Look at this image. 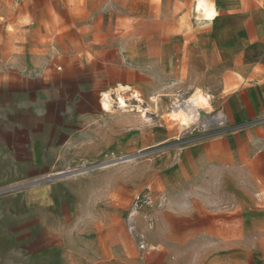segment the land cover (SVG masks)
<instances>
[{
    "label": "crops",
    "instance_id": "0c3cea01",
    "mask_svg": "<svg viewBox=\"0 0 264 264\" xmlns=\"http://www.w3.org/2000/svg\"><path fill=\"white\" fill-rule=\"evenodd\" d=\"M171 70L226 122L144 188L140 250L132 155L164 132L116 99ZM0 264H264V0H0Z\"/></svg>",
    "mask_w": 264,
    "mask_h": 264
},
{
    "label": "rangeland",
    "instance_id": "374dc122",
    "mask_svg": "<svg viewBox=\"0 0 264 264\" xmlns=\"http://www.w3.org/2000/svg\"><path fill=\"white\" fill-rule=\"evenodd\" d=\"M171 80L172 70L166 78L164 88L159 90L158 94L153 92V90L156 89V84L152 83L150 85V90L153 94L150 95L149 99L140 102L141 95L134 92L132 96L133 99L129 102L125 101L127 107L124 108V110H131L134 113L142 114L143 119L147 120L150 137L154 136L158 130L164 132L163 140L159 143L153 144L147 149L139 151L134 150L133 152L132 162L134 178L136 176H141L143 181H145L146 177H148V184L142 186H140V181H134V183L140 185L134 192L133 198L142 194L141 191L144 193V188L150 185L149 181L159 173L158 170L164 171L172 164L173 154L178 150L180 144L216 130L224 126L226 122L224 115L219 111L220 100L216 98L209 100L210 97L207 96L208 99L206 102L201 104L198 109V120H189V124L182 128V126H180V119L183 117V113L179 112L180 115H178L177 119H175L174 114L179 110L180 103H185L192 98L194 91H192L189 86L173 84L170 82ZM196 93L206 95L203 92ZM149 190H151V187H149ZM163 199L165 200V198Z\"/></svg>",
    "mask_w": 264,
    "mask_h": 264
},
{
    "label": "built area",
    "instance_id": "2783aa9c",
    "mask_svg": "<svg viewBox=\"0 0 264 264\" xmlns=\"http://www.w3.org/2000/svg\"><path fill=\"white\" fill-rule=\"evenodd\" d=\"M163 198H159L158 206L161 207L164 203ZM155 201L154 198L150 193H142L137 196H135L131 202V205L128 209L127 215H126V227L128 233L136 240L137 246L140 250L146 249V244L144 241V236L139 234L136 229V220L138 217V214L143 211L144 209H150L154 206ZM145 223L146 227L151 230L154 227V220L153 218L148 214L145 216Z\"/></svg>",
    "mask_w": 264,
    "mask_h": 264
},
{
    "label": "bare ground",
    "instance_id": "6f19581e",
    "mask_svg": "<svg viewBox=\"0 0 264 264\" xmlns=\"http://www.w3.org/2000/svg\"><path fill=\"white\" fill-rule=\"evenodd\" d=\"M104 97H105L104 103L106 104L103 106L109 107L110 98L108 94L104 95ZM207 99H208L207 95H203L201 93H195L189 101L179 104V110L174 114V117L175 119H177L178 115H180L179 112L183 113V117L180 119V126H182V128L183 126H187V124H189L188 123L189 120L191 121L198 120V109L200 108L201 104H204L206 102ZM116 104L118 105V108L120 109L121 108L124 109L127 107L125 100L121 96H117Z\"/></svg>",
    "mask_w": 264,
    "mask_h": 264
}]
</instances>
